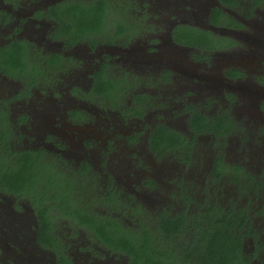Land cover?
<instances>
[{
    "label": "flooded vegetation",
    "instance_id": "obj_1",
    "mask_svg": "<svg viewBox=\"0 0 264 264\" xmlns=\"http://www.w3.org/2000/svg\"><path fill=\"white\" fill-rule=\"evenodd\" d=\"M94 1L0 0V146L74 179L134 254L56 204V244L43 243L29 198L0 191V264H191L237 215L247 264H264V0H109L102 32L79 30L68 10ZM187 26L218 42L187 44ZM160 127L176 136L157 148Z\"/></svg>",
    "mask_w": 264,
    "mask_h": 264
},
{
    "label": "trees",
    "instance_id": "obj_2",
    "mask_svg": "<svg viewBox=\"0 0 264 264\" xmlns=\"http://www.w3.org/2000/svg\"><path fill=\"white\" fill-rule=\"evenodd\" d=\"M68 12L80 14L77 20V28L79 30H87L88 32H102L106 27V19L109 15L118 13L119 8L115 3H110L109 0H95L89 7L78 3ZM222 11L215 9L213 12V21L217 22L222 19ZM184 29H178L179 37L187 40V44L200 47L202 49H212L218 41L208 31L198 30L194 27L187 26ZM221 39V38H220ZM10 55L9 62L13 66L24 65L25 60L22 58L23 53L20 48H15L8 53ZM113 85L110 84L112 89ZM176 136L175 132L168 131L166 128L156 129L151 136L150 142L152 146L160 147L166 141L173 139ZM179 141V140H178ZM4 149L0 146V191L12 193L17 196H26L38 210V215L41 220L40 240L46 244H56L54 225L50 212L53 211V206L56 207L67 217L77 221L79 226L96 233L104 241L109 242L114 246H122L129 249L134 254V242L125 234L120 232V228L115 229L116 224H104L103 221L94 214L87 213L84 206L78 203L79 199L83 198L82 189H73L75 180L70 178H59L46 165L42 168L39 158L31 150L16 152V155L22 156L21 160H6ZM4 157V158H3ZM63 174V173H61ZM64 175V174H63ZM77 205L76 209H71L70 206ZM245 221L241 220V216L237 215L236 219L230 220L229 217L219 216L217 218V231L207 232V240L201 245L200 249L196 250L198 258L193 259L191 264H247L248 258L242 251L241 235ZM236 229L231 232V228ZM181 226L174 224L170 231L178 233ZM213 237H220L218 242ZM144 255L150 257L148 250L144 251Z\"/></svg>",
    "mask_w": 264,
    "mask_h": 264
},
{
    "label": "rangeland",
    "instance_id": "obj_3",
    "mask_svg": "<svg viewBox=\"0 0 264 264\" xmlns=\"http://www.w3.org/2000/svg\"><path fill=\"white\" fill-rule=\"evenodd\" d=\"M230 188H234V185L232 184V185L230 186Z\"/></svg>",
    "mask_w": 264,
    "mask_h": 264
}]
</instances>
